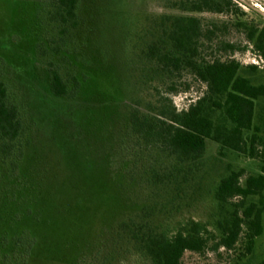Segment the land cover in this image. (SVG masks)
I'll list each match as a JSON object with an SVG mask.
<instances>
[{"label":"rangeland","instance_id":"374dc122","mask_svg":"<svg viewBox=\"0 0 264 264\" xmlns=\"http://www.w3.org/2000/svg\"><path fill=\"white\" fill-rule=\"evenodd\" d=\"M53 1L0 0V81L26 129L17 169L0 156V264H102L120 222L138 217L145 205L170 199L152 195L143 183V173L160 164L155 155L141 153L129 121L136 102L153 99L152 84L143 83L148 68L142 52L162 15L200 19L214 33L202 42L201 55L235 59L243 68L256 65L253 83L264 85V63L243 26H264V0H229L232 10L225 14L172 8L179 0H79L78 27L66 34L49 21ZM224 44L240 50L231 52ZM49 63L69 85L77 78L76 98L53 96ZM176 83L171 99L178 110L205 89L189 72ZM254 125L264 138V100L257 103ZM202 163L174 207L155 222H213L218 212L213 189L226 165L246 175L261 168L260 161L233 151L220 156L219 145L209 139ZM262 226L250 254L242 237L231 251L186 252L181 264H258L264 259V214ZM21 234L35 240L25 263L14 243Z\"/></svg>","mask_w":264,"mask_h":264},{"label":"trees","instance_id":"16d2710c","mask_svg":"<svg viewBox=\"0 0 264 264\" xmlns=\"http://www.w3.org/2000/svg\"><path fill=\"white\" fill-rule=\"evenodd\" d=\"M78 5L79 0L53 1L48 18L61 34L78 27ZM231 7L229 0H179L172 5L183 12L214 14L230 13ZM158 22L154 39L142 52L148 68L143 83L152 84L153 99L142 105L136 102L130 109L129 121L141 153L155 155L154 163L160 164L143 173V183L151 194L165 193L170 199L145 205L138 217L120 222L112 236L113 249L101 263L181 264L186 252L231 251L242 237L250 254L255 239L263 233L264 214V138L254 125L257 103L264 100V85L253 83L257 67L243 68L235 59L203 57L202 42H210L214 33L196 17L162 15ZM243 26L247 40L264 63V26ZM224 47L231 52L240 50L231 44ZM182 72H189L205 89L178 110L171 95L178 92L176 82ZM48 73L54 97L76 98L81 86L77 78L72 77L69 85L53 63L48 64ZM25 132L19 110L9 101L7 87L0 81V156L10 161L13 171L23 157ZM207 139L219 145L220 156L228 150L260 161V173L246 175L244 169L226 165L213 189L218 212L211 223L191 219L171 226L169 221L155 222V216L168 206L173 208L197 177ZM133 173V169L128 172L131 180H135ZM250 198L257 201H249ZM14 243L25 263L35 240L21 234ZM258 264H264V259Z\"/></svg>","mask_w":264,"mask_h":264},{"label":"built area","instance_id":"2783aa9c","mask_svg":"<svg viewBox=\"0 0 264 264\" xmlns=\"http://www.w3.org/2000/svg\"><path fill=\"white\" fill-rule=\"evenodd\" d=\"M261 58V57H260ZM260 61L262 62V64H263V61H262V59H260Z\"/></svg>","mask_w":264,"mask_h":264}]
</instances>
